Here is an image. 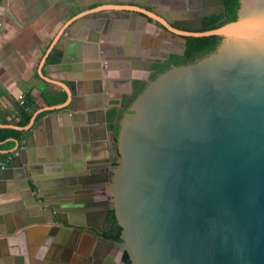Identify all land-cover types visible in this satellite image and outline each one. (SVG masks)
<instances>
[{"label":"water","instance_id":"obj_1","mask_svg":"<svg viewBox=\"0 0 264 264\" xmlns=\"http://www.w3.org/2000/svg\"><path fill=\"white\" fill-rule=\"evenodd\" d=\"M240 3L237 21L193 34L221 37L213 54L150 82L124 115L117 165L107 153L101 183L89 190L93 198L106 188L121 241L103 236L107 205L102 216L89 208L83 218L67 219L61 203L49 201L36 184L32 188L44 166L26 159L30 132L26 149L16 156L22 163L14 161L6 174H20L23 186L31 194L36 190L33 198L50 214L43 224L53 226L52 234L89 232L99 246L119 249L121 264L125 253L131 264H264V0ZM71 62L64 50L51 68ZM131 76L126 90L109 98L132 94ZM72 78L50 74L73 99L77 76ZM107 112L101 125L108 122Z\"/></svg>","mask_w":264,"mask_h":264},{"label":"crops","instance_id":"obj_2","mask_svg":"<svg viewBox=\"0 0 264 264\" xmlns=\"http://www.w3.org/2000/svg\"><path fill=\"white\" fill-rule=\"evenodd\" d=\"M92 3L0 0V173H5L0 180V264H121V251L99 246L89 232L76 234L69 228L52 234L53 226L43 224L50 214L33 198L36 190L31 194L20 174H6L14 161L22 163L15 153L26 149L32 132L26 159H40L44 166L33 176L32 188L42 187L49 201L61 203L67 219H76L69 211L81 212L80 219L87 209H98L90 207L88 190L101 183L107 153L111 155L108 125H101L103 112L114 109L109 97L126 90L133 74L131 65L127 72L120 70L123 59L115 53L103 57L109 40L98 20L86 17ZM64 50L72 62L64 69L51 68L62 61ZM50 74L69 80L76 75L77 96L69 97ZM20 95L27 97L31 113L21 108ZM90 114L95 121L91 126Z\"/></svg>","mask_w":264,"mask_h":264},{"label":"flooded vegetation","instance_id":"obj_3","mask_svg":"<svg viewBox=\"0 0 264 264\" xmlns=\"http://www.w3.org/2000/svg\"><path fill=\"white\" fill-rule=\"evenodd\" d=\"M92 2L86 17L93 21V17L98 15V28L101 29L103 36L109 41L117 42L113 47L109 41L105 43V51L108 53L105 55L112 52L121 57L123 68L120 70H126L131 65L133 74V93L125 94L121 101L113 100L114 109H117L113 121L109 120V113L113 108L107 112V125L111 137L110 156L113 166H116L120 157L117 142L121 123L124 115L130 112L134 99L150 82L171 69L198 63L213 54L222 38L215 36L217 40L212 41L208 38L214 36L193 34L207 33L228 24L224 22L228 20L230 13L224 0H92ZM134 57L139 60L136 64L133 61ZM108 85H111V82ZM110 200L111 198L106 195V188L103 187L90 204V207L98 208L93 209L101 210V216L102 209L106 205L108 207L103 234L112 228V223L109 222L110 212L113 211L115 216V210L109 204ZM115 221L120 226L116 216Z\"/></svg>","mask_w":264,"mask_h":264},{"label":"trees","instance_id":"obj_4","mask_svg":"<svg viewBox=\"0 0 264 264\" xmlns=\"http://www.w3.org/2000/svg\"><path fill=\"white\" fill-rule=\"evenodd\" d=\"M224 3H225L227 11H229V13H230V17L224 23L226 24V23L237 21V19H238L237 12H238V10L241 7L240 0H224ZM208 39L212 40V41H216L217 40V38L215 36L211 37V38H208ZM212 47H214V46H212ZM60 58H61V55L58 56V58L56 60L59 61ZM136 87H138V86H136ZM116 113H117V109H113V110L110 111V113H109V120L110 121L114 120V117H115ZM109 222L112 223V228L110 229V231H106V233L103 234V236L105 238L109 239V240H113V241H117V242L121 241L120 237H121L122 228L117 225V223L115 221V216H114V212L113 211L110 212ZM123 261L126 264H131V261H130L127 253L124 254Z\"/></svg>","mask_w":264,"mask_h":264},{"label":"built area","instance_id":"obj_5","mask_svg":"<svg viewBox=\"0 0 264 264\" xmlns=\"http://www.w3.org/2000/svg\"><path fill=\"white\" fill-rule=\"evenodd\" d=\"M18 102H19L21 108H23L28 113H31V109H30V107L28 105L27 97L25 95H20L19 98H18ZM15 156H18V152L15 153ZM11 160L12 159H10V161Z\"/></svg>","mask_w":264,"mask_h":264},{"label":"bare ground","instance_id":"obj_6","mask_svg":"<svg viewBox=\"0 0 264 264\" xmlns=\"http://www.w3.org/2000/svg\"><path fill=\"white\" fill-rule=\"evenodd\" d=\"M104 46H105V45H104ZM107 49H108V48H107ZM108 51H109V49H108ZM109 52H110V51H109ZM105 53L108 54L106 51H105ZM109 56H110V55H105V58L107 59V57H109ZM94 173H95V172H94ZM93 175H94V174H93ZM95 176H96V175H95ZM75 187H76V186H75ZM41 188H42V187H41ZM83 189H84V188H83ZM87 189H88V188H87ZM93 189H95V188H93ZM78 190H79V189H78ZM86 191H87V190H86ZM88 191H89V190H88ZM91 191L93 192V190H91ZM91 191H90V192H91ZM75 192H77V191H75ZM81 192H82V191H81ZM81 192L79 191V193H81ZM92 192H91V193H92ZM75 194H76V193H75ZM81 194H82V193H81ZM77 197H78V196H77ZM79 197H83V196L80 195ZM92 199H93V198H92ZM56 203H57V202H56ZM62 208H63V207H62V205H61V210H60V211L63 212V214H66V211H67V210H63V209H65V208H63V209H62ZM70 209H71V208H70ZM68 211H69V210H68ZM71 212H72V213H71ZM83 212H84V211H83ZM68 213H70V215H73V217H75V218H77L78 215H79V216H80V215H83V214H81V212L77 213L76 211H69ZM89 243H90V242H89Z\"/></svg>","mask_w":264,"mask_h":264},{"label":"rangeland","instance_id":"obj_7","mask_svg":"<svg viewBox=\"0 0 264 264\" xmlns=\"http://www.w3.org/2000/svg\"><path fill=\"white\" fill-rule=\"evenodd\" d=\"M209 56H210V55H209ZM107 72H109V70H108ZM135 99H136V98H135ZM135 99H134V101H135ZM134 101H133V102H134ZM133 102H132V104H133ZM110 104H111V105H112V104L114 105L115 102H112V101H111ZM132 104H131V106H132ZM110 141H111V140H110ZM112 144H113V143H112ZM117 151H118V150H117Z\"/></svg>","mask_w":264,"mask_h":264}]
</instances>
